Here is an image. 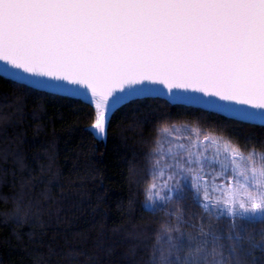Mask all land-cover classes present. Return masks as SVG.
<instances>
[{
	"label": "snow or ice",
	"instance_id": "6c2138e0",
	"mask_svg": "<svg viewBox=\"0 0 264 264\" xmlns=\"http://www.w3.org/2000/svg\"><path fill=\"white\" fill-rule=\"evenodd\" d=\"M0 61V72L34 89L90 90L100 139L118 104L161 91L148 85L164 86L172 103L264 125V0H0ZM181 127L187 136L173 138L175 124L158 132L145 203L163 211L170 192L184 198L191 189L206 218L187 232L183 212L169 213L175 223L161 225L152 264H264V232L256 239L247 228L264 223L251 218L264 214V152L242 150L224 127L209 132L203 120ZM229 168L233 182L216 185ZM162 169L174 181L163 195L155 183ZM205 175L221 195L209 191ZM213 218L226 219L227 229Z\"/></svg>",
	"mask_w": 264,
	"mask_h": 264
},
{
	"label": "trees",
	"instance_id": "16d2710c",
	"mask_svg": "<svg viewBox=\"0 0 264 264\" xmlns=\"http://www.w3.org/2000/svg\"><path fill=\"white\" fill-rule=\"evenodd\" d=\"M93 110L81 96L0 73V264H152L161 225L175 223L169 213L182 211L184 230L193 232L190 225L206 218L194 201L177 197L155 213L145 203L164 127L177 125V136L203 120L209 132L224 127L242 150L264 152L261 122L162 95L115 108L104 139L91 128ZM212 223L228 227L226 219ZM247 228L259 239L264 223Z\"/></svg>",
	"mask_w": 264,
	"mask_h": 264
},
{
	"label": "rangeland",
	"instance_id": "374dc122",
	"mask_svg": "<svg viewBox=\"0 0 264 264\" xmlns=\"http://www.w3.org/2000/svg\"><path fill=\"white\" fill-rule=\"evenodd\" d=\"M88 98V97H87ZM170 98V97H169ZM87 100H94L93 98H88ZM223 103V102H221ZM235 107H239L236 106ZM187 132H179V136H184L187 135ZM174 135V134H173ZM175 136H173L174 138ZM183 142V141H180ZM158 172L162 171V175H157V178L155 179V183L158 186V190L161 191V195H163L166 191H168V189H165L163 186L165 185V183H167V185L169 186V188L171 187V185L174 183V181L169 180L168 179V175H169V170L168 169H162V170H157ZM234 175L231 171V168H229V172L225 174V176H219L215 179L214 183L220 187H226L228 184L232 183L233 181L230 179V177ZM236 179L241 180L242 181V177H236ZM204 181L208 182L209 184V191L212 192L213 195H221L220 192L214 191L212 188V177L210 175H205L204 176ZM181 183H183V181H181ZM172 196V200H174L175 198H181L180 193H176V192H170L169 193ZM183 197L185 199H188L189 201H193L192 199V193H191V189L186 190V193L183 194ZM264 216V214L261 213H257L255 217H261ZM248 217H251V214H248Z\"/></svg>",
	"mask_w": 264,
	"mask_h": 264
},
{
	"label": "water",
	"instance_id": "95a60500",
	"mask_svg": "<svg viewBox=\"0 0 264 264\" xmlns=\"http://www.w3.org/2000/svg\"><path fill=\"white\" fill-rule=\"evenodd\" d=\"M3 63L4 62H2V61H0V65H3ZM9 68L11 67V66H8ZM12 70H15V71H18V70H16V69H12ZM54 83H65L66 84V82H60V81H53ZM68 87H70V88H75V87H80V86H74V85H68V84H66ZM148 87H151V88H158V89H160L161 91H163V92H165V93H168L167 92V89L166 88H164V86H162V85H148ZM80 91H82V92H85V93H89V94H91L90 93V90H86V89H83L82 87H80ZM188 95H199V94H197V93H187ZM117 95H122V93H117ZM139 96H143V95H139ZM135 97H138V96H135ZM132 98H134V97H132ZM132 98H130V99H132ZM130 99H128V100H130ZM204 99H212V98H209V97H204ZM128 100H126V101H128ZM126 101H124V102H126ZM123 102V103H124ZM222 102V101H221ZM224 103V102H223ZM122 104V103H121ZM121 104H119V105H121ZM118 105V106H119ZM117 106V107H118ZM236 106H239V107H243V106H241V105H236ZM116 107V108H117ZM252 111H257L256 109H252ZM110 116H111V114L109 115V118H110Z\"/></svg>",
	"mask_w": 264,
	"mask_h": 264
},
{
	"label": "bare ground",
	"instance_id": "6f19581e",
	"mask_svg": "<svg viewBox=\"0 0 264 264\" xmlns=\"http://www.w3.org/2000/svg\"><path fill=\"white\" fill-rule=\"evenodd\" d=\"M12 71H15V70H12ZM0 73H3V72H0ZM4 74V73H3ZM24 75H28V74H24ZM52 83H54V82H52ZM66 87L67 88H70V87H68L67 85H66ZM53 91H58V92H61V93H66V92H64V91H62V90H53ZM81 93H85V92H82V91H80ZM151 95H162V96H165V97H169V94L168 93H165V92H163V91H160V92H158V93H153V94H151ZM76 96H81V97H83V98H85V99H88V98H92L91 97V94H89V93H87V95H76ZM135 96H139V95H135ZM135 96H131V97H129V99L130 98H132V97H135ZM88 97V98H87ZM94 99V98H93ZM90 101V100H89ZM92 103H94L95 104V100H92L91 101ZM123 103V102H122ZM121 104V103H120ZM119 105V104H118ZM117 105V106H118ZM197 105H202V106H204V107H207V108H212V107H210V106H207V105H204V104H197ZM116 106V107H117ZM212 109H214V108H212ZM226 114H228V113H226ZM229 115V114H228ZM258 122H260V121H258Z\"/></svg>",
	"mask_w": 264,
	"mask_h": 264
}]
</instances>
